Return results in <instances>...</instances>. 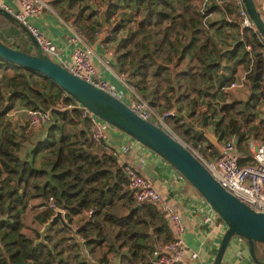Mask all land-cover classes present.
Instances as JSON below:
<instances>
[{
	"label": "trees",
	"instance_id": "trees-1",
	"mask_svg": "<svg viewBox=\"0 0 264 264\" xmlns=\"http://www.w3.org/2000/svg\"><path fill=\"white\" fill-rule=\"evenodd\" d=\"M100 1L99 7L96 0H50V4L64 20L73 19L91 43L104 35V44L115 51L120 73L137 94L159 113L177 111L167 124L185 142L219 157L204 132L187 120H194L205 106L202 124L210 122L219 142L238 135L240 151L247 157L240 162L250 160V138L264 134V118L263 132L256 123L264 101V40L257 29L239 30L231 48L222 51L218 43L225 41L226 25L240 28L234 5L210 6L206 12L218 18L205 20L202 0ZM233 17L236 20L230 21ZM0 40L33 54L26 49L31 42L24 31L2 14ZM241 65L249 70L248 98L215 107L213 101L225 97L223 90ZM0 72L4 73L0 77V264H90L60 223L40 241L38 227L55 213L46 207L50 197L67 210L66 219L78 229L96 264H151L150 253L174 239L169 221L156 204L135 201L127 166L107 151L104 141L95 149L97 143L81 110L61 106L77 100L48 76L1 56ZM16 100L24 108L53 114L43 126L45 136L24 155L20 150L28 129L18 132L16 122L8 117ZM35 198L46 200L31 206ZM76 221L81 224L76 226ZM255 253L260 259L257 249Z\"/></svg>",
	"mask_w": 264,
	"mask_h": 264
},
{
	"label": "built area",
	"instance_id": "built-area-1",
	"mask_svg": "<svg viewBox=\"0 0 264 264\" xmlns=\"http://www.w3.org/2000/svg\"><path fill=\"white\" fill-rule=\"evenodd\" d=\"M229 5H234L237 8L235 13L237 20L235 17L229 18V20H236L241 32L247 27L256 29L242 0H202L200 10L202 14H205L204 19L207 20L208 18L212 19V17L216 15L214 12H206L210 6L225 8ZM1 6L27 26L42 46L44 53L52 60L62 65L73 74L110 93L112 96L122 99L144 119L150 120L167 129L168 118L177 115L176 110L158 113L155 107L137 94L135 88L127 82L126 76L120 73L121 80L127 85L133 95L132 99H125L123 92L119 91L114 85L99 74L97 68L92 62V57L95 54L94 45L87 39L80 28L75 25L73 19L66 21L68 28L71 31V37L62 45H57L51 37L45 34L40 28L36 27L31 22V17L40 13L44 8L52 9L53 7L50 4V0H17V6L13 4H2ZM103 36L100 35V37L104 39ZM71 47L73 49L71 54L72 61L70 62L65 60L64 56ZM246 48L248 51L252 50L251 45H246ZM110 54L115 58L114 50H112ZM105 62L107 65L111 64L110 60H105ZM248 73L249 70L247 69H244V72L241 74H238L237 72L235 78L224 89L232 90L248 88ZM61 106L63 109L81 110L82 118L84 121L88 122V130L92 140L103 142L107 139L108 131L113 125L96 116L78 101L69 104H62ZM23 111L26 112V122L30 130L37 129L39 126H44L49 123L53 117L50 110L24 108ZM238 142L239 137L236 134L221 142L219 157L215 161H207L196 150L192 148L191 150L224 188L253 210L264 212V143L259 137H254L252 142L253 162L241 164L240 160L242 155L239 151ZM127 175L129 179L128 187L132 191L135 201L139 204L144 202L156 204L162 214H164L172 224L176 232L174 239L165 244L159 245L150 253V263L185 264L184 258L188 253V249L183 238L186 228L181 215L171 205L168 198L159 192L154 187L153 183L136 168L127 167ZM46 207L51 208L54 211L62 210L66 217L67 210L62 206H59L53 197H50L49 200L46 201ZM220 218V215L211 207V210L209 209L203 213L201 221L204 225L209 226L214 230L213 226ZM257 248L264 256V243H257ZM192 257L197 258L198 253H193Z\"/></svg>",
	"mask_w": 264,
	"mask_h": 264
},
{
	"label": "water",
	"instance_id": "water-1",
	"mask_svg": "<svg viewBox=\"0 0 264 264\" xmlns=\"http://www.w3.org/2000/svg\"><path fill=\"white\" fill-rule=\"evenodd\" d=\"M242 2L264 40V17L258 9L256 1L242 0ZM0 14L21 28L34 48L32 54L11 47L0 40V56L2 58L48 76L96 116L124 131L160 155L179 171L220 215L228 228L222 236L214 264L222 263L226 249L235 235L244 237L248 241L254 260L258 264H264L263 261L256 258L255 253V243H264V212L253 210L224 188L195 154L169 130L144 119L122 99L112 96L52 60L44 53L42 46L27 26L1 5ZM57 223L72 233L89 263L96 264L89 257L84 242L78 235V229L66 219L62 210L55 211L52 218L44 224L43 230L40 232V241L45 240L48 229Z\"/></svg>",
	"mask_w": 264,
	"mask_h": 264
},
{
	"label": "crops",
	"instance_id": "crops-1",
	"mask_svg": "<svg viewBox=\"0 0 264 264\" xmlns=\"http://www.w3.org/2000/svg\"><path fill=\"white\" fill-rule=\"evenodd\" d=\"M255 1L257 3L258 9L261 11L264 17V0ZM2 4H13L17 6V0H0V5ZM31 22L36 27L40 28L45 34L51 37L57 45L64 44L71 37V31L68 28L66 21L56 12L54 8H44L40 13L31 17ZM239 30L240 28L238 29L237 27L235 28L226 25L224 31L227 34L226 39L228 41V46L224 45L222 51H226L231 48L233 41L239 38ZM103 40L104 39L100 37L96 42L92 43L95 49L92 62L97 68L99 74L112 85H114L119 91L123 92L125 99L130 100L133 98L132 92L120 78L118 64L114 56L110 54L113 49L110 48V44H104ZM217 41L219 42V38ZM72 49L73 48L71 47L64 56L65 60L70 62L72 61ZM105 60H110L111 64L107 65ZM244 69V65H241L238 69V74L243 73ZM223 92L226 94L225 97L217 98L215 101H213L214 106L217 108H220V106L224 103L232 102L234 99H247L249 85L246 89H224ZM201 109L203 116V112L207 113L208 109L205 108V106L201 107L200 110ZM24 113L26 115L25 111ZM212 114V110L208 112V115ZM187 120L193 123L197 129L202 130L207 139L212 142V144L217 145V147L219 146V138L215 133L214 128L211 127L210 122L205 125L202 124L201 120L197 121L189 117ZM256 123L259 125L262 131L263 126L257 119ZM254 137L259 136H252L250 138L249 142L251 161L248 160L245 163L253 162L252 142ZM259 138L264 143L263 138ZM104 142V146L108 152L114 155L121 164L126 165L127 167L136 168L142 175L149 179L153 183L154 187L168 198L171 205L181 215L186 228L183 238L188 249V253L184 258L185 264H214L222 236L227 230L228 226L225 221L222 220V218H220L219 221L213 226L214 230L202 223L201 218L203 213L209 209L211 210V206L200 194V192L160 155L139 141L135 140L132 136L126 134L119 128L111 126L107 134V139ZM97 148L98 147L96 146V149ZM240 153L242 158H247L243 152L240 151ZM208 155L210 156L209 151ZM217 158V156L211 155L209 161H215ZM169 225L171 226L173 235L175 237V229L170 222ZM257 252L261 258V261L264 262V256L258 250V248ZM193 253H198V257L193 258ZM221 264L258 263L251 255L248 241L244 238L236 236L232 238L228 248L226 249Z\"/></svg>",
	"mask_w": 264,
	"mask_h": 264
},
{
	"label": "rangeland",
	"instance_id": "rangeland-1",
	"mask_svg": "<svg viewBox=\"0 0 264 264\" xmlns=\"http://www.w3.org/2000/svg\"><path fill=\"white\" fill-rule=\"evenodd\" d=\"M99 5L100 6H102L103 4L101 3V1L99 2V0H96V6L97 7H99ZM218 18V16L216 17V15L215 16H213L212 17V19L211 20H216ZM66 21V20H65ZM103 36V35H102ZM104 37V36H103ZM227 36H225V41H224V43L225 44H222V43H218L219 44V46H220V48H221V50H222V48L224 47V45L225 46H228V41H227ZM111 46V45H110ZM26 49L27 50H29L30 52L32 51V52H34V48H33V46H32V43L31 44H29V45H27L26 46ZM10 73H12V71H9V74ZM3 72H0V77L2 76V78L4 77L3 76ZM153 87V84H151V88ZM4 93H8V91H7V89L4 91ZM248 95H249V93H248ZM11 98V97H10ZM202 107V106H201ZM23 109H24V107H23V105H21V103L18 101V100H16L15 101V105H14V107H13V109H11V111L9 112V115H8V117L9 118H11L12 120H14L15 122H16V124H17V126H18V128H17V130H18V132H22L24 129H25V126L27 127V129H28V131L27 130H25L24 132L26 133L25 134V136H26V139H24L23 140V146H22V148H21V150H20V154L21 155H24L25 153V151L29 148V147H31V146H33L34 145V143L35 142H37L36 140H38V139H40V138H43L44 136H45V133H46V129L47 128H44L43 126L42 127H38L37 129H32V130H30L29 129V126H27L28 124H27V122H26V115H25V113H24V111H23ZM156 111H157V109H156ZM158 112V111H157ZM159 113V112H158ZM202 113V109L200 110V111H198V114L195 116L194 115V120H197V121H199V120H201L202 119V117H201V114ZM258 116H257V120L260 122V120L261 119H263L264 118V101L262 102V104H261V106H260V110L258 111V114H257ZM168 125V124H167ZM212 127V126H211ZM170 132H171V134H173L177 139H179L182 143H184L190 150H191V148L192 149H194V150H196L199 154H201L207 161H209L210 160V156L212 155V153L210 152V156L208 155V153H205L204 152V147H193V146H191V145H189L187 142H185L176 132H174L171 128H170V126L168 125V128H167ZM23 132V133H24ZM264 136V135H263ZM263 136H261L262 138H263ZM97 143V147H100L101 145H102V142H96ZM191 144V143H190ZM221 145V142H219V146ZM215 147H216V149L219 151V146L217 147V145H214ZM95 149H96V147H95ZM192 151V150H191ZM251 155V154H250ZM251 161V160H250ZM45 200L46 199H41V198H35V199H31L30 200V203H31V206H39V205H41V204H43V203H45ZM36 211L37 212H39L40 211V209H39V207H37L36 208ZM81 224V222H79V221H76L75 222V225L76 226H79ZM39 229V231L41 232L42 230H43V226L42 227H38ZM38 238V237H37ZM39 239V238H38ZM257 243H259V242H256L255 243V250L257 249ZM260 260H261V258H260Z\"/></svg>",
	"mask_w": 264,
	"mask_h": 264
}]
</instances>
